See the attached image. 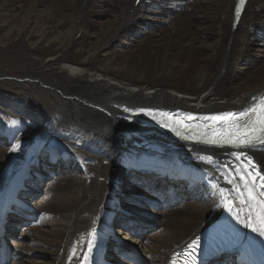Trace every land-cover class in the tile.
Listing matches in <instances>:
<instances>
[{
  "label": "bare ground",
  "instance_id": "6f19581e",
  "mask_svg": "<svg viewBox=\"0 0 264 264\" xmlns=\"http://www.w3.org/2000/svg\"><path fill=\"white\" fill-rule=\"evenodd\" d=\"M33 1L0 0V58L9 54L12 63L20 68L17 77L5 72L6 69L0 72L15 77L4 80L14 87H32V82L23 83L25 79L22 78L37 79L40 95H68L61 97V101L71 103L70 129L65 134L54 132L50 128L49 110L42 109H37L34 121L26 122L34 128L32 132L8 128L13 147L0 157V214L9 211L13 203L21 207V200L15 196L25 194L22 187L28 178L30 182H36L37 178L29 172V162L34 160L38 166L36 154L38 158L43 146L50 144V137L54 144H61V153L70 155L72 160L79 156V148H90L85 160L90 172L71 227L67 229L68 226L61 223L57 230L63 232L60 250L56 252L60 254L59 259L49 264H105L106 243L116 241L109 237L115 231V223L127 225L128 220L142 228L141 234L149 221L158 222L163 228L159 243L148 246L144 264L152 256L162 264H171L175 256L197 237L199 246L205 239H211L212 248L204 254L218 248L216 254L231 251L243 254V263L264 264V237L241 224L229 211L232 207L242 219L248 211L241 203L247 198V189L239 174L232 171L235 166L229 160L233 158L230 150L175 142L126 120L121 109L123 105H149L222 115L242 111L254 102V97L258 102L264 97V64L258 66L249 51L257 40L252 36H256L264 24V10L260 8L264 0L248 1L237 28L233 27L236 0H217L214 7L202 0L187 4L184 0H112L106 4L109 8L104 10H97L100 3L91 0H36L32 5ZM8 5L18 12L11 8L10 15L5 16L1 10ZM36 6H44V15L33 14ZM147 11L163 16L174 12L177 15L172 27L168 22H159L150 28V24L142 19L148 29L144 33L137 30L135 33L138 32L139 38L145 34L147 37L123 52L114 50L112 45L107 49L117 37L134 30V23L141 20L138 12ZM108 12H116L115 17L102 20L100 30L95 32L96 42H91L90 32L95 27L92 17H102ZM12 22H15L14 29L9 28ZM155 33L163 35L155 39ZM208 38L212 39L210 43H206ZM30 65L36 67L30 69ZM239 65L244 67L242 73L237 72ZM0 95L4 98L5 93L0 91ZM2 106L14 108L9 101L2 102ZM91 116L111 124L118 135L94 128L89 131L79 129L81 120L91 125ZM71 140H75V148ZM17 143L20 148L12 150ZM36 144L37 153L30 151ZM250 152L264 171V147L250 149ZM95 158L102 161L100 166L96 165ZM136 166H142L136 173L152 169L162 176L154 185L161 186L155 194L163 198L152 199L151 194L146 197L150 201L145 204H151L153 209L143 210L148 219L144 223L125 216H118L114 221L112 213L118 210L122 196L131 200L145 199L143 191L148 183H139L129 193H125L120 183L127 171ZM55 169L48 163L47 170ZM183 181L192 183L191 192L195 190L196 182L201 183L210 199L203 198V202L198 201L192 206L175 203L177 188ZM69 184L70 178L66 187ZM70 201V193L66 191L58 204L50 205L47 213H67ZM23 210H10L8 222L12 223L14 217L23 226L36 222L34 216L38 212L32 205L28 210L25 208L26 213ZM15 211H21L23 217L14 216ZM189 213H195L191 219H188ZM7 233L13 237L15 229L9 227ZM43 234L41 230L40 235ZM124 244L125 241L120 243ZM137 252L129 255L137 260L136 264H141L142 258ZM26 253L30 257L34 250L21 248L15 252L23 264H27ZM114 258L121 264L118 256L114 255ZM111 264L116 262L111 261Z\"/></svg>",
  "mask_w": 264,
  "mask_h": 264
},
{
  "label": "rangeland",
  "instance_id": "374dc122",
  "mask_svg": "<svg viewBox=\"0 0 264 264\" xmlns=\"http://www.w3.org/2000/svg\"><path fill=\"white\" fill-rule=\"evenodd\" d=\"M202 1L205 2L210 7H214L217 0H202ZM91 2L100 3V7H98L97 10H104L105 8L109 6V5L107 6L106 4L112 3V0H91ZM34 4H36V0L32 2V5ZM154 6L155 5H153L152 9L155 10ZM11 8H13V6L8 5V7L5 9H2L1 12L5 16L8 14L10 15ZM43 8L44 6L43 7L36 6L35 11H33V14L40 13L41 15H44ZM260 8L264 10V3L260 4ZM13 9H15V11L18 12V9H16L15 7ZM112 10L114 9L112 8ZM174 13L163 16V15L152 13L149 11H147L146 13L138 12L137 14L141 18V20L134 23V26H133L134 30L126 31V33L117 37L116 42L113 44H109L107 46V49L109 50L111 48V45L114 47V48L112 47L114 50L116 48L117 51H120V52L126 51L128 48H134L135 47L134 45L137 44L139 41H141L143 37H147L146 34L144 36H141L140 38L138 37L139 31H142L144 33L148 29L147 28L148 25L141 22L142 19L144 21H147V24H150V28L156 27L154 25H158L159 22H168L170 27H172L173 26L172 22L174 21L177 15V13L175 14ZM33 14L29 12V15L31 16ZM115 15H116V12H108L107 15L102 16V17L98 15L92 17V20L95 22L94 23L95 27L91 29V32H90L91 42L93 43L96 42L97 34L95 32H98L100 30V27H99L100 24L103 21H107V19L112 20L115 17ZM263 19H264V12H263ZM14 24L15 22H12L9 28L14 29L13 27ZM35 29L37 30V28ZM136 30L138 31L137 33H135ZM153 30H155V28ZM260 34L262 35L263 38L260 36ZM161 35L163 34L155 33L154 38L157 39L161 37ZM255 35L256 36H252V38H256L257 40L253 44V49L249 51V56L255 62L259 63L258 66H260L264 64V24L261 26L259 31L256 32ZM211 41L212 39H209V38L206 39V43H210ZM119 42H121L120 43L121 45L119 44ZM205 52L207 53L206 50ZM29 67L30 69H32L33 67H36V66L30 65ZM3 69H6L5 72L15 77H17V74L20 71V68H18V65L12 63V57L9 54L3 55L0 58V71ZM243 69L244 67L239 65L237 68V72L242 73ZM15 77L10 78V76H7L6 73L2 74L0 72V91L5 93L4 98H2V96L0 95V157L5 156L9 152V150L13 147L12 137L10 135V130L8 128L15 127V130L25 129V130H28L29 132H32L34 128L26 122L31 121V120L34 121L37 118V109L49 110L50 115H51L50 128L54 132L65 134L70 129V127L68 126V122L70 119L71 103L68 100L64 102L61 101V97L65 98L68 95H65V94H60V95L56 94L53 96H49L47 94L40 95L39 93H37V82H38L37 79L28 80V78H22V79H25L24 81H22L23 83L28 82V81L32 82L33 83L32 87H14L11 84H8L4 81L5 79H12ZM235 82L236 84L238 83L237 81ZM6 101H9L12 104V106H14V108L11 107L10 109H6L5 107H3L2 102H6ZM90 123L91 125L88 126L85 124L84 120L79 121V129L89 131L92 128H94L99 131H108V132L114 133V135H118V132H115V129L111 126V124L107 122H101L97 116H91ZM49 139H50V144L43 146V149L39 153L38 158L36 154V159L39 162L38 166H37V163L34 162V160H30L29 162V172L34 173L36 175L35 178L36 177L39 178L43 176L42 184H40L41 178L39 179L36 178V182H30L28 178L27 183L23 184L24 186L22 187V191H23V188L26 189L28 187H30L31 189H36L37 186L40 184L38 188L39 191L35 193H26V194L21 193L15 196L19 199V196L21 195L23 202L33 203L32 205L33 209L37 211L39 214V215L37 214L35 218L36 222L32 223L31 225H26L24 226L23 230L21 229L18 232H16L15 238L17 239L13 243L14 245L18 246L16 250L21 249V248H23L24 250H27V249L34 250V253L30 257H28L26 253L25 261L27 262V264H49L50 261L54 262L55 260L59 259L60 254L56 252L60 250L61 239L63 238V232L61 231L60 233L57 230L58 228H61V225H60L61 223L66 224L68 226L67 229L71 227L72 221L74 220L76 216V205L78 201L80 200L83 192L86 189L87 180H88L89 172H90V169L88 168V164L85 161L86 158L88 157V150L90 148L88 147L79 148L78 149L79 156H77L76 159L72 160V157L70 155L66 153L64 154L61 153V150H60L61 144H54L50 137ZM71 143H72V147L75 148V140H71ZM30 151L32 152L35 151L37 153V144L33 147V149H30ZM48 155H52L48 159L50 161L49 165L53 168H56L57 170L56 169L54 171L47 170V165H48L47 156ZM61 155H65V156L61 157ZM55 158H56V161H55ZM27 159L28 158H26V160ZM60 160H63V161H60ZM74 161H76V163L78 164L75 165ZM95 162H96V165H99V166L102 164V161L100 160V158H95ZM95 162H91V164H94ZM1 165H2V162H0V166ZM137 168L138 167L136 166L132 168L131 170L127 171V173L129 174L127 175L126 173L123 179L120 181L121 185H123L124 187L123 190L125 191V193H129L132 190H134V187L138 186L139 183L146 182L148 183L147 187H151L152 185L158 182V180H156L158 178L154 176L142 175L143 174L142 171L145 169H142V171L136 173ZM68 178H70V184L68 187H66V182ZM133 178H135L136 180H141V181L139 183L137 182L136 184L133 182L131 183ZM144 179H146L147 181H144ZM179 185L180 186H178L177 192L179 196L184 197L185 202L183 203L187 204L188 206H192L198 201L203 202V198L210 199V196H209L210 194L207 192L206 187H202L201 183H198V182L195 183L194 186H196V188L195 190H193L192 194H190L191 190L189 193L184 191L185 186H183L184 185L183 183H180ZM165 190L166 189H164V191ZM66 191H68L71 196L70 206L68 207L67 213H64L63 211H57L56 213L53 212L52 214H48L47 212L50 209V205L58 204L62 195ZM175 196H177V194ZM139 200L140 199L138 197H136L134 200H131L129 197L122 196L121 200L119 201V210H117V215L120 214V208L129 206V202H131V205H133V207L135 208L140 209L141 207H143L142 205H139L138 203ZM164 211H163V214L165 215ZM194 214L195 213H189L188 219H191V217ZM38 217L40 218L39 221H37ZM13 223H16V221H13L11 224ZM151 223L152 222L149 221V225H151ZM119 224H121V222L115 223L114 225L115 231H113L112 236L110 237L111 240H114L116 236L117 238L121 237L122 241H125V244H126V241L132 244L136 243L138 247H141L140 253L143 255L144 259H146V251L149 248L148 246L152 247L158 244L160 241V238H161L160 232L162 231L161 229L163 228L161 224H158V222H156L155 226H153L150 232H148L142 240L140 239V241L138 238H136L135 235L130 234L129 231L122 230L120 228L118 229ZM144 227L145 229H148L146 225ZM12 228L13 227H11V229ZM112 228L110 230H112ZM41 230L44 232L43 235H40ZM64 230H66L65 227H64ZM122 232H124V234ZM37 236L39 239H37ZM146 240H147V243H145ZM16 242L18 243V245ZM105 252H107L106 259L108 262L112 261L118 264L116 258H114L115 254L112 253L113 251H111L110 248L108 251H105ZM159 259L162 260L163 257H159ZM227 260H229V263H226ZM16 262H19V264H23V261H20L19 259L18 261H15V264ZM146 264H162V262H160V260L156 261L155 257L152 256L150 259H148ZM223 264H243V263L239 261V257L231 258L229 254V256L227 257L223 256Z\"/></svg>",
  "mask_w": 264,
  "mask_h": 264
},
{
  "label": "snow or ice",
  "instance_id": "6c2138e0",
  "mask_svg": "<svg viewBox=\"0 0 264 264\" xmlns=\"http://www.w3.org/2000/svg\"><path fill=\"white\" fill-rule=\"evenodd\" d=\"M246 0H237L235 7V17L239 21L241 13L244 9ZM253 103L247 108L239 112L238 115L229 113L226 116H206L205 121H211L213 123L223 121L227 123V127L217 133L200 132L195 135H187L184 138L189 140H196L204 144L211 145H230L238 151L233 153L234 159L237 163V167L232 171L239 174V178L243 181L244 188L247 189V198L243 199L241 203L248 209L246 218H241L232 207H229V211L233 216L246 227L250 228L253 232L258 233L261 237H264V191L257 192L256 190L264 189V175H261L257 171V166L252 162V158L248 155L246 150L254 149L257 147H264V97L260 98L258 102L256 98H253ZM125 111H135V113H144L152 116L155 119V115L152 110L144 109H125ZM168 127L167 124H164ZM207 127V124H205ZM186 130L190 126L185 125ZM175 130V129H173ZM180 133H177L179 135ZM20 148V144L17 143L12 150ZM225 167H228L225 165ZM259 177V182H257ZM199 248V237L194 239L190 245H188V254L192 259V264H196L195 256L197 249ZM91 250V246L90 249Z\"/></svg>",
  "mask_w": 264,
  "mask_h": 264
}]
</instances>
